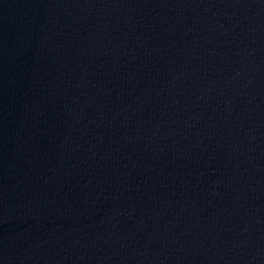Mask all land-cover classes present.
<instances>
[{
	"label": "water",
	"instance_id": "obj_1",
	"mask_svg": "<svg viewBox=\"0 0 264 264\" xmlns=\"http://www.w3.org/2000/svg\"><path fill=\"white\" fill-rule=\"evenodd\" d=\"M0 264H264V0H0Z\"/></svg>",
	"mask_w": 264,
	"mask_h": 264
}]
</instances>
